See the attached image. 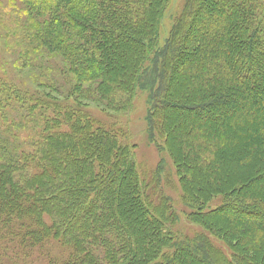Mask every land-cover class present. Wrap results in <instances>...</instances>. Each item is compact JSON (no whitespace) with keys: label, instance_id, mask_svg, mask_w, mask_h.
Segmentation results:
<instances>
[{"label":"trees","instance_id":"16d2710c","mask_svg":"<svg viewBox=\"0 0 264 264\" xmlns=\"http://www.w3.org/2000/svg\"><path fill=\"white\" fill-rule=\"evenodd\" d=\"M10 1L12 11L33 18L25 30L34 33L20 35L22 49L27 56L41 49L61 55L75 104L30 98L31 111L46 114L30 151L0 114V264H36L40 257L45 264H144L147 256V264H264V220L222 216L237 205L242 218L264 211V0H185L162 48L156 42L170 0ZM205 5L217 17L191 37L193 49L199 47L192 61L184 32ZM124 55H130L126 68ZM178 58L182 82L173 76ZM45 79L41 87L56 91L55 80ZM141 90L151 99L149 136L163 141L186 217L205 233L178 238L172 228L179 217L160 189V171L143 178L135 146L123 144L83 104L95 97L111 111L127 112ZM177 101L195 106L179 115ZM221 112L229 115L220 119ZM163 117L180 119L178 144ZM224 169L242 176L229 183ZM218 197L223 201L213 208ZM139 219L158 222L148 251ZM50 243L64 256L42 254Z\"/></svg>","mask_w":264,"mask_h":264},{"label":"rangeland","instance_id":"374dc122","mask_svg":"<svg viewBox=\"0 0 264 264\" xmlns=\"http://www.w3.org/2000/svg\"><path fill=\"white\" fill-rule=\"evenodd\" d=\"M185 0H170L165 14L161 20L159 39L156 42V47L162 48L168 41L172 28L174 26L176 18L183 10ZM12 2L10 0H0V114L2 116L1 123L6 127L11 122L14 123L11 130L20 139L18 143H23L25 150H32V142L36 144L40 140L39 134L44 126V120L46 114L41 109H34L31 111L28 101L30 98L48 100L52 103H62L68 105H74V97H70L69 94L72 88V79L65 74L66 64L62 61V57L58 52L49 53L45 49H41L40 53L36 55L27 56L21 47L20 35L21 34H33L35 29L25 30L26 26H34L33 18L29 20L20 12V9L12 11L10 6ZM201 13L196 16L197 22L186 27L184 32V43L187 50L186 55L192 61L197 60L198 48L193 49L191 37L198 34V32L204 28H208L207 21L209 19H215L217 16L211 13L210 9L205 5L204 8H200ZM201 20V23H200ZM199 21V22H198ZM156 48V49H157ZM114 50H118V46H114ZM197 50V51H196ZM130 55H124L123 63L124 67H127V58ZM176 63L173 76L175 82H182V70L184 64L179 60ZM154 56L151 57V62L148 64L150 69L154 66ZM182 60V58H181ZM52 77L56 84L55 90L52 91L48 88H42L40 84L46 82L45 77ZM75 80V79H74ZM19 91L21 95L11 96V92ZM18 96H20L18 98ZM8 100V101H7ZM178 107L174 108V111L180 114L188 112L186 106H195L191 102L177 101ZM83 104L86 107V111L97 121H99L104 127L112 130L122 140L123 144L135 146L134 156L138 166L140 175L145 177L157 176L159 173V186L161 191L169 199L172 207H175L178 215V222L173 226L172 231L176 233L178 238H192L198 233H202L204 229L192 222L186 216L189 213V209L184 205L182 200V191L180 187L179 177L172 159L166 152H163V141L159 139L157 135H154V141L151 140L148 133V116L151 107V99L149 98V92L141 90L138 92L131 110L127 112H114L107 109L104 105L100 104L95 97H91L90 100H83ZM186 107L183 109V107ZM229 112H221L219 114L220 119H225ZM7 118L6 124L4 118ZM180 117V116H178ZM164 118L166 129H170L171 134L174 135L175 144H178L179 139L183 137L184 127L180 124L179 118L168 120ZM186 121V120H185ZM186 122H189L187 120ZM64 151H61L63 154ZM228 170V169H227ZM225 174L226 170L224 169ZM232 171H227L228 182L234 183L239 177L233 176ZM156 174V177H155ZM264 182V177H261ZM196 187V186H195ZM115 193V191H114ZM144 194H146L144 192ZM222 198L214 199L210 205L215 208L222 203ZM129 207L135 209V202L131 198L127 201ZM239 206H235L232 211H225L222 216L231 213L239 219L237 222L243 223L244 219L254 218L256 220H264V211L256 212L255 216L238 217ZM150 214V211H147ZM244 216V214L242 215ZM226 217V216H225ZM229 222L233 218L229 216ZM222 220V219H220ZM143 230L148 236V242L146 243V249L153 244L152 235L150 230L158 227L157 223H145L142 219H139ZM233 224V221L232 223ZM213 235V234H212ZM209 235L212 243L222 250L225 254L229 255L230 252L227 246L223 243V240L215 235ZM41 253L52 254V256L58 260L60 256H64L65 250L59 245L50 243L48 246H44ZM250 257H253L252 252L247 253ZM36 256V255H35ZM249 257V258H250ZM40 261L36 264H45L47 261L45 258L40 257ZM149 256L146 257L144 264L151 262ZM240 264H243V262Z\"/></svg>","mask_w":264,"mask_h":264},{"label":"bare ground","instance_id":"6f19581e","mask_svg":"<svg viewBox=\"0 0 264 264\" xmlns=\"http://www.w3.org/2000/svg\"><path fill=\"white\" fill-rule=\"evenodd\" d=\"M228 205H229V203H228L227 205L224 206V209H225V207H227ZM230 206H231V204H230ZM228 207H229V206H228ZM240 211H241V210H240Z\"/></svg>","mask_w":264,"mask_h":264}]
</instances>
